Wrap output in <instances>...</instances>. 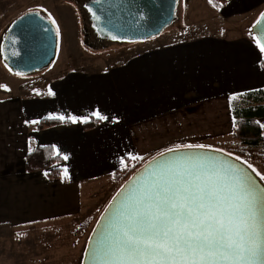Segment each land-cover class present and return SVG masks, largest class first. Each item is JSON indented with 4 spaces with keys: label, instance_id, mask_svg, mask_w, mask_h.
I'll use <instances>...</instances> for the list:
<instances>
[{
    "label": "crops",
    "instance_id": "0c3cea01",
    "mask_svg": "<svg viewBox=\"0 0 264 264\" xmlns=\"http://www.w3.org/2000/svg\"><path fill=\"white\" fill-rule=\"evenodd\" d=\"M206 2L208 12L221 18L222 34L187 31L177 40L158 37L134 45L136 53L122 63H71L69 69L53 63L27 76L14 74L3 62V37L11 24L5 28L0 48V264H29L27 255H19L29 249L7 250L18 234L71 236L86 221L96 222L119 189L117 175L140 168L167 148L202 144L206 133L233 126L232 102L264 89L263 53L251 32L264 0H224L222 8ZM21 9L0 0V26L17 19ZM97 111L108 119L86 130L83 118L97 119L92 115ZM50 113L65 120L44 129L31 124ZM69 116L82 119L73 123ZM35 146L51 147L61 158V178L26 170V157Z\"/></svg>",
    "mask_w": 264,
    "mask_h": 264
},
{
    "label": "snow or ice",
    "instance_id": "6c2138e0",
    "mask_svg": "<svg viewBox=\"0 0 264 264\" xmlns=\"http://www.w3.org/2000/svg\"><path fill=\"white\" fill-rule=\"evenodd\" d=\"M47 19L59 37L56 20L50 13ZM261 21L264 13L257 24ZM257 46L264 53V43L258 40ZM48 94L55 95L51 89ZM92 115L108 119L99 111ZM44 119L63 121L65 116L50 113ZM234 159L240 163L231 153L191 143L153 157L119 189L101 217L89 241L91 264H264V174L239 156Z\"/></svg>",
    "mask_w": 264,
    "mask_h": 264
},
{
    "label": "rangeland",
    "instance_id": "374dc122",
    "mask_svg": "<svg viewBox=\"0 0 264 264\" xmlns=\"http://www.w3.org/2000/svg\"><path fill=\"white\" fill-rule=\"evenodd\" d=\"M5 1H10L13 8L18 5L22 8L21 14L15 13L16 18L27 12L38 11L39 9L41 10L39 12H42L45 16H48L49 13L51 14L60 28L58 54L53 63H58L57 65L62 66L63 69H69L72 66L71 63H122L129 57L134 56L136 53L134 45L140 43L108 38L103 42L99 41L93 34L95 31L93 19L86 7V3L92 0ZM206 3V0H179L175 21L158 37L167 40H177L183 37V34L180 33H187V31L192 34L197 32L222 34L223 22L221 18L218 15H214L213 12H208L207 6L204 5ZM194 10H197L196 13H194ZM12 21L4 20L2 26H0V48L2 34ZM158 37H154L148 42L156 41L155 39ZM157 40L161 39L158 38ZM42 74L43 72H40L36 75ZM225 117V114H223L222 119H225ZM230 119L232 120L231 117ZM259 123L264 125V119H260ZM262 128L264 129V127ZM233 129L232 125L231 127L223 125L221 133H216L215 135L206 133L205 139L200 143L208 144L207 146L211 148L221 149L222 152L231 153L233 157L239 156L242 161L251 163L258 171L264 174V144L253 148L245 147L234 138ZM125 181L121 180L119 182V188ZM96 222L91 223L86 232L80 234L72 233L71 236L69 234H56V236L50 234L45 236L38 235L39 237L37 238L32 234L29 236L18 235L17 240L15 239L14 247L9 243L7 244V250L10 253L15 248L14 253L17 254V248L20 246L21 248L29 249L27 252L25 250H22L21 253L19 252L20 257L27 255L23 257L29 258V264H54L57 262L60 264H74L75 259L77 261L76 264H81L87 242ZM7 255L8 258L12 257L11 254H5V256Z\"/></svg>",
    "mask_w": 264,
    "mask_h": 264
},
{
    "label": "water",
    "instance_id": "95a60500",
    "mask_svg": "<svg viewBox=\"0 0 264 264\" xmlns=\"http://www.w3.org/2000/svg\"><path fill=\"white\" fill-rule=\"evenodd\" d=\"M178 3L179 0H103L101 4H97L95 0H92L87 7L96 13L95 17L92 15L94 25L97 32L104 38L145 42L160 36L175 21ZM33 13H39V15H33ZM257 21L251 27V32L256 42L259 40L264 43V21L260 24H257ZM113 36L117 39H112ZM58 44L59 37L56 35L55 25L51 24L41 12L30 11L15 19L6 30L1 49L3 62L14 74L31 75L53 64L57 58ZM232 158L234 163H240L233 156ZM144 166L145 164L138 168L120 188L125 186ZM241 167L249 171L259 182V178L255 177L245 164ZM112 200L113 198L109 204ZM107 207L91 232L81 264H91V256L87 255L90 253L89 241L94 240L92 234L97 231V225L102 223L101 217L105 214Z\"/></svg>",
    "mask_w": 264,
    "mask_h": 264
},
{
    "label": "trees",
    "instance_id": "16d2710c",
    "mask_svg": "<svg viewBox=\"0 0 264 264\" xmlns=\"http://www.w3.org/2000/svg\"><path fill=\"white\" fill-rule=\"evenodd\" d=\"M213 3L216 5V8H222L225 4L224 0H213ZM232 114L236 120V126L233 131L234 138L240 142L241 145L253 148L264 144V129L259 123L260 119H264V89L246 93L239 99L234 100L232 102ZM59 122L58 120L44 119L39 123L38 128L44 129L58 124ZM99 123V120L91 119L84 124V128L86 130H91ZM61 164V158L51 147L35 146L26 157L25 167L28 172L47 171L50 178L59 179L64 173L63 168L60 166ZM136 170L121 172L116 176V180L118 182L121 180L125 181ZM90 224V221H86L75 233L80 234L86 232Z\"/></svg>",
    "mask_w": 264,
    "mask_h": 264
},
{
    "label": "flooded vegetation",
    "instance_id": "af4514ba",
    "mask_svg": "<svg viewBox=\"0 0 264 264\" xmlns=\"http://www.w3.org/2000/svg\"><path fill=\"white\" fill-rule=\"evenodd\" d=\"M89 3V2H88ZM88 3H86V7H87V4ZM88 8V7H87ZM91 16H92V14H91ZM92 19H93V16H92ZM93 26H94V29H95V31H94V36H96V38H98V40L99 41H101V42H103V41H105V39L106 38H104L103 36H101L98 32H97V30H96V28H95V25H94V20H93Z\"/></svg>",
    "mask_w": 264,
    "mask_h": 264
}]
</instances>
